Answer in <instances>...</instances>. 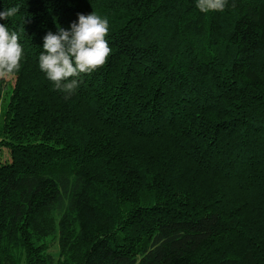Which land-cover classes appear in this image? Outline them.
I'll return each instance as SVG.
<instances>
[{
    "label": "trees",
    "instance_id": "1",
    "mask_svg": "<svg viewBox=\"0 0 264 264\" xmlns=\"http://www.w3.org/2000/svg\"><path fill=\"white\" fill-rule=\"evenodd\" d=\"M196 3L0 0V264H264V0ZM92 12L111 54L65 99L43 38Z\"/></svg>",
    "mask_w": 264,
    "mask_h": 264
},
{
    "label": "clouds",
    "instance_id": "2",
    "mask_svg": "<svg viewBox=\"0 0 264 264\" xmlns=\"http://www.w3.org/2000/svg\"><path fill=\"white\" fill-rule=\"evenodd\" d=\"M227 0H197L196 7L202 13L223 11ZM19 6L0 12V20H8L19 12ZM109 21L92 12L78 15V22L70 30L58 29L43 38V51L39 55V68L55 89L68 99L79 87L78 77L103 67L111 48L107 41ZM20 36L0 24V79L10 78L21 69L24 50Z\"/></svg>",
    "mask_w": 264,
    "mask_h": 264
},
{
    "label": "rangeland",
    "instance_id": "3",
    "mask_svg": "<svg viewBox=\"0 0 264 264\" xmlns=\"http://www.w3.org/2000/svg\"><path fill=\"white\" fill-rule=\"evenodd\" d=\"M2 157H3V159H8V156L4 150L2 151ZM51 250L55 251V248L53 247Z\"/></svg>",
    "mask_w": 264,
    "mask_h": 264
}]
</instances>
